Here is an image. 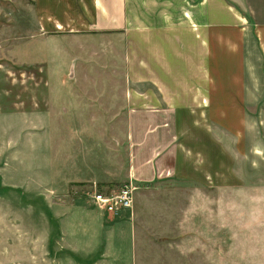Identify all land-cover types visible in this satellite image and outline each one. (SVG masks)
Masks as SVG:
<instances>
[{"label": "crops", "instance_id": "1", "mask_svg": "<svg viewBox=\"0 0 264 264\" xmlns=\"http://www.w3.org/2000/svg\"><path fill=\"white\" fill-rule=\"evenodd\" d=\"M60 2L56 15L44 14L35 3L39 26L51 20L53 28H70L73 37L88 42L89 49L93 38L107 41L112 37L126 51L128 77L126 83L105 86L125 92L119 94V105L114 102L110 109L103 104L102 117L90 119L92 123H123L120 129L114 126L109 137L107 155L115 160V167L101 165V178L83 177L70 184L113 190L132 180L138 190L132 216L104 214L79 197L63 206L46 193L42 200L49 202L51 218L60 229L58 238L59 231L54 236L51 228V249L55 250L51 264H187V259L157 257L156 244L142 241L147 228L138 223L139 205L151 199L144 190L176 180V172L190 169L187 164L195 173V195L187 197L194 206L195 222L209 219V227H195L193 264H264V243H220L214 209L218 170L212 160L219 146L212 135V126L217 124L232 137L231 153L246 160H240L244 168L257 163L259 171H264V0L258 5L252 0ZM61 85L63 90H86L85 86ZM248 109L254 118L249 119ZM180 123L183 128L177 131ZM249 153L255 159H248ZM208 183L210 189L204 187ZM61 211L65 214L60 215ZM40 233H36V249L42 250ZM168 248L188 249L185 243H171ZM66 254L72 258L59 257Z\"/></svg>", "mask_w": 264, "mask_h": 264}, {"label": "rangeland", "instance_id": "2", "mask_svg": "<svg viewBox=\"0 0 264 264\" xmlns=\"http://www.w3.org/2000/svg\"><path fill=\"white\" fill-rule=\"evenodd\" d=\"M35 3L44 14L56 15L61 7L60 0H0V264L52 263L51 228L54 236L59 231L58 238L60 229L51 218L49 202L43 201L46 193L63 206L74 197L90 205L87 193L92 187L70 182L83 177L96 180L104 172L101 165L115 167L107 148L114 126L123 125L90 119L102 117L103 104L113 109L114 102H121L119 94L125 92L105 86L128 81L126 51L112 37L103 42L101 37L93 38L89 49L88 42L73 37L70 28H53L51 20L40 27ZM61 83L86 90H63ZM248 111L249 119L254 118ZM183 124H177V131ZM212 135L219 144L212 160L218 170L214 209L220 243H264V171L257 163L244 168L246 160L231 153L235 142L222 126L214 124ZM247 157L255 159L251 153ZM187 166L186 172H176L184 177L176 175V180L144 190L151 199L139 205L138 223L147 228L142 241L156 244L157 257L193 264L195 227H209V219L195 222L194 206L187 200L195 195V173L192 165ZM134 209L135 205L132 214ZM39 231L42 250L36 249ZM171 243H185L188 249H169Z\"/></svg>", "mask_w": 264, "mask_h": 264}, {"label": "built area", "instance_id": "3", "mask_svg": "<svg viewBox=\"0 0 264 264\" xmlns=\"http://www.w3.org/2000/svg\"><path fill=\"white\" fill-rule=\"evenodd\" d=\"M137 190L138 186L132 180H128L113 190H102L94 184L87 196L90 205L105 214L116 216L127 213L131 216L134 208V195Z\"/></svg>", "mask_w": 264, "mask_h": 264}]
</instances>
